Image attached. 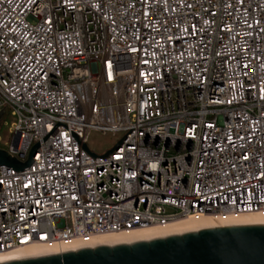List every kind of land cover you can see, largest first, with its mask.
Masks as SVG:
<instances>
[{"label": "built area", "instance_id": "obj_1", "mask_svg": "<svg viewBox=\"0 0 264 264\" xmlns=\"http://www.w3.org/2000/svg\"><path fill=\"white\" fill-rule=\"evenodd\" d=\"M4 107L21 160L58 122L134 129L94 158L58 124L1 166L0 253L238 223L264 212V0H0Z\"/></svg>", "mask_w": 264, "mask_h": 264}, {"label": "water", "instance_id": "obj_2", "mask_svg": "<svg viewBox=\"0 0 264 264\" xmlns=\"http://www.w3.org/2000/svg\"><path fill=\"white\" fill-rule=\"evenodd\" d=\"M4 110L0 109V123ZM52 130L35 143L27 158L21 160L0 147V167L23 171L33 163L38 147ZM102 155L90 151L88 144L70 130L91 156L107 157L119 148L123 138ZM0 264H264V224L227 225L200 229L168 237L117 245H98L37 257L0 262Z\"/></svg>", "mask_w": 264, "mask_h": 264}, {"label": "bare ground", "instance_id": "obj_3", "mask_svg": "<svg viewBox=\"0 0 264 264\" xmlns=\"http://www.w3.org/2000/svg\"><path fill=\"white\" fill-rule=\"evenodd\" d=\"M244 224H264V212H257L250 215L249 218L243 219L235 224H220L215 225L211 218H205L201 222L192 219H179L168 223L162 227L148 228L144 230L123 231L115 233L100 234L95 237L94 245H117L123 243H133L141 240H150L154 238L168 237L171 235L184 234L200 229L227 226V225H244ZM72 249H69L71 251ZM50 252H45L42 247L31 246L24 249H12L0 253V262L22 259L27 257H37L49 255Z\"/></svg>", "mask_w": 264, "mask_h": 264}, {"label": "rangeland", "instance_id": "obj_4", "mask_svg": "<svg viewBox=\"0 0 264 264\" xmlns=\"http://www.w3.org/2000/svg\"><path fill=\"white\" fill-rule=\"evenodd\" d=\"M15 118L8 114L6 116L5 124L2 126L0 131V147H7L6 142H11L10 127ZM124 132L109 131L103 133L99 130H92L88 136L87 144L91 151L97 154H104L106 151L114 147V145L123 137Z\"/></svg>", "mask_w": 264, "mask_h": 264}, {"label": "trees", "instance_id": "obj_5", "mask_svg": "<svg viewBox=\"0 0 264 264\" xmlns=\"http://www.w3.org/2000/svg\"><path fill=\"white\" fill-rule=\"evenodd\" d=\"M8 114H11L10 109H9L8 107H4V116H3V119H2V121H1V123H0V131H1L2 126L5 124L6 116H7Z\"/></svg>", "mask_w": 264, "mask_h": 264}]
</instances>
